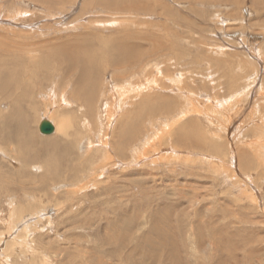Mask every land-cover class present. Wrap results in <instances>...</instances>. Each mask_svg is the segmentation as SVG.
Masks as SVG:
<instances>
[{
  "label": "rangeland",
  "instance_id": "rangeland-1",
  "mask_svg": "<svg viewBox=\"0 0 264 264\" xmlns=\"http://www.w3.org/2000/svg\"><path fill=\"white\" fill-rule=\"evenodd\" d=\"M103 1L133 4L0 0V264H148L176 220L194 231L193 264H264V0H137L153 13L131 15L97 11ZM128 34V74L100 55L92 95L77 90L78 64L49 57ZM121 88L132 97L106 123ZM41 120L65 131L42 135Z\"/></svg>",
  "mask_w": 264,
  "mask_h": 264
},
{
  "label": "bare ground",
  "instance_id": "bare-ground-1",
  "mask_svg": "<svg viewBox=\"0 0 264 264\" xmlns=\"http://www.w3.org/2000/svg\"><path fill=\"white\" fill-rule=\"evenodd\" d=\"M58 1V0H57ZM154 2V1H153ZM133 4H131V5H129L128 6V3H126L125 5H127V6H122L121 7V5H120V7H118V6H116V5H113V4H110V3H108L107 1H103V2H101L100 3V5H97L98 7H95V6H93L97 11H99V12H101V13H103V12H106V13H109V14H113V15H120V14H124L123 12L125 11V12H127V13H130V15L131 14H133L132 13V11H135V12H143V13H146V14H152L153 13V11L151 10V9H149V8H147L145 5H143V4H140L137 0H133V2H132ZM131 6H136L137 8H135V10H133V9H131L130 7ZM88 7V6H87ZM86 7V8H87ZM154 15V14H153ZM110 24V23H109ZM113 25V24H112ZM131 37H130V35L128 34V39H112L110 42H109V46L111 47V48H105V51H104V53H101V51L100 50H92V51H90V52H87V51H85L84 49H82V48H80V47H78V51H71V52H63V53H60V54H58V55H56L55 53H54V51H51L50 53H49V57H52L53 59H55V58H57L58 59V56H61L62 58H63V62H64V65H65V68H66V70H67V64L69 65L70 63H76V67H79L78 68V72L81 74L80 75V77H79V79H78V83L76 84V86H78L77 87V90H78V92L80 93L81 91H86V90H88L87 91V94H89V95H92L93 94V92H91L93 89H92V85H91V82H93L92 81V79H93V76L95 75V76H99V72H98V69H97V66H99L100 64H102V59H101V57H100V55H102L103 54V57H104V60H106L107 58H109L110 59V65H109V68H111L114 72H117L118 70H119V72H121L124 76L126 75V74H128V68H130V67H128V47L130 46V42H131ZM98 43H102V40L100 39V41L98 42ZM131 47V46H130ZM22 54V53H21ZM18 56V55H17ZM17 60V59H16ZM31 60V59H30ZM1 61V60H0ZM100 61V62H99ZM45 64H48L47 62H44ZM132 63V62H131ZM134 63V62H133ZM106 65V64H105ZM71 66V65H70ZM35 67V66H34ZM132 67V66H131ZM12 68V67H11ZM72 68H74V67H72ZM74 69H76V68H74ZM69 71H71L70 69H68ZM159 70V69H158ZM40 72V71H39ZM160 72V71H159ZM65 73V72H64ZM15 75V74H14ZM121 75V74H120ZM77 78V77H76ZM144 80H145V78H144ZM147 80V79H146ZM151 80V79H150ZM149 80V81H150ZM158 80V79H157ZM173 80V79H172ZM1 81V80H0ZM122 81V82H121ZM121 81H119L120 83H125L126 82V80H121ZM177 81V80H176ZM179 81V80H178ZM153 82V81H152ZM76 83V82H75ZM145 83H147L146 81H145ZM149 83V82H148ZM173 83H174V81H173ZM172 82H171V84H173ZM130 84H131V82H130ZM153 85V86H155V83H150L149 85ZM113 84L111 83L110 84V86H112ZM126 84H124V86H125ZM119 86V85H118ZM121 86V85H120ZM119 86V87H120ZM141 86V85H140ZM144 86V85H143ZM63 87V85L62 86H57V85H55L54 87H52L51 89L49 88L48 89V86H46V85H42V86H40V89H38L40 92H45V91H49L51 94H54L55 92H60V89ZM71 87V86H70ZM118 87V88H119ZM129 87V86H128ZM133 87H134V85H133ZM135 87H137V86H135ZM148 87V86H147ZM29 88V87H28ZM125 88V87H124ZM124 88L120 91V93L121 94H123V95H121L120 93H117L116 91H115V89H114V91H111L112 92V95L110 96V99H111V104L109 105V107H108V109H107V112H106V117H105V119H106V123L107 122H109L110 124H111V121H112V119L114 118V116H115V114L117 115L118 113H116V111H117V107L118 106H120V107H123V105H124V101L125 100H127L126 99V97H128V96H131V95H128V94H130V93H128L126 90H124ZM143 88V87H142ZM145 88V87H144ZM65 89H68V87H66ZM132 89V88H131ZM6 90H8V89H6ZM55 90V91H54ZM77 90H76V92H77ZM130 90V89H129ZM143 90V89H142ZM100 91V90H99ZM133 90H131V92H132ZM137 91V90H136ZM139 91V90H138ZM138 91H137V93H138ZM141 91V90H140ZM147 91V90H146ZM8 92V91H7ZM110 92V93H111ZM128 93V94H125V93ZM130 92V91H129ZM24 95V97H27L28 98V95L26 94V92H22ZM107 93H109V90H108V92ZM145 93V92H144ZM67 92L64 90V92H62V94L60 95V98L61 99H67ZM132 94V93H131ZM135 94V93H134ZM139 94H140V92H139ZM148 94V93H147ZM66 95V96H65ZM142 95V94H141ZM115 96V97H114ZM139 96V95H138ZM80 97V96H79ZM132 97V96H131ZM130 97V98H131ZM133 97H135V96H133ZM10 98V97H9ZM19 99H23V97H19L18 98V100ZM51 99V98H50ZM135 99H136V97H135ZM9 100V99H8ZM139 100V99H138ZM136 101H137V99H136ZM78 102V101H77ZM127 102V101H126ZM15 103H17L16 101H15ZM14 103V104H15ZM19 104V103H18ZM23 104H25V103H23ZM77 104V103H76ZM160 104V103H159ZM17 105V104H16ZM18 107V106H17ZM86 107V106H85ZM142 108V107H141ZM163 108V107H162ZM89 109V108H88ZM150 109V108H149ZM161 109V108H160ZM18 110H19V108H18ZM113 110H114V112H113ZM118 110H120V109H118ZM138 110V109H137ZM76 111H78V110H76ZM122 111H123V109H122ZM147 111V110H146ZM150 111V110H149ZM25 112H26V110H25ZM129 112V111H128ZM160 112H161V110H160ZM183 114V113H182ZM25 115V114H24ZM75 115V114H74ZM80 115H82V114H80ZM127 115V114H126ZM178 115V114H177ZM176 115V116H177ZM105 116V115H104ZM179 116V115H178ZM22 117V116H21ZM21 117L20 116H18V115H16V117L14 118V122L16 123V125H17V127H22V131L23 132H25L28 128H27V123H26V119L24 120V119H21ZM82 117V116H81ZM11 118V117H10ZM91 118V117H90ZM96 118V117H95ZM178 118V117H177ZM80 119V118H79ZM83 119V118H82ZM92 119V118H91ZM104 119V120H105ZM115 119V118H114ZM172 119V118H171ZM22 120H24L23 122H22ZM57 120V119H56ZM261 120H264V119H262L261 118ZM42 121V120H41ZM41 121H39V122H37L38 124H37V127H38V125H39V123L41 122ZM48 123H50L51 125H52V123L50 122V121H48V120H46ZM70 121V120H69ZM67 122V121H66ZM72 122H73V120H72ZM80 122H82V121H80ZM263 122V121H262ZM61 124H56L55 126H53L52 125V127H53V132H52V134L54 133V131L55 132H60L61 130H63V131H65V127H64V125L65 124H63V122H60ZM79 123V122H78ZM97 123V122H96ZM127 123H128V121H127ZM80 124V123H79ZM113 124V123H112ZM172 124V123H171ZM176 124H177V122H176ZM175 125V124H174ZM264 125V124H263ZM78 126V125H77ZM81 126V125H80ZM79 126V127H80ZM126 126V125H125ZM262 127V126H261ZM78 128V127H77ZM170 128H172V127H170ZM179 128V127H178ZM72 129V128H71ZM71 129L69 130V131H71ZM76 129V128H75ZM254 129V128H253ZM258 129V128H257ZM186 130V129H185ZM74 131V130H73ZM125 131H126V129L124 130L123 129V134L125 135ZM180 131V130H179ZM165 132V131H164ZM257 132V131H256ZM264 132V131H263ZM2 133V132H1ZM70 134V132H66V134ZM78 133V132H77ZM79 133H80V131H79ZM228 133V132H227ZM261 133V132H260ZM52 134H50V135H52ZM62 134V133H61ZM164 134V133H163ZM167 134H168V132H167ZM259 134V133H258ZM58 135V134H57ZM63 135V134H62ZM77 135V134H76ZM165 135V134H164ZM262 135V134H261ZM21 136V135H20ZM28 136V135H27ZM45 136H48V135H45ZM160 136V135H159ZM30 137V136H29ZM78 137V136H77ZM65 138V137H64ZM63 138V139H64ZM163 138V137H162ZM258 138V137H257ZM262 138H264V136L262 137ZM27 139V138H26ZM25 139V140H26ZM62 139V140H63ZM29 140V139H28ZM31 140L32 139H30V142H31ZM51 140V139H50ZM58 140V139H57ZM71 140H73L72 138H71ZM71 140H69V138H68V140L67 141H71ZM16 141V140H15ZM47 141H49V140H47ZM64 141V140H63ZM67 141L65 142V143H67ZM78 141V140H77ZM199 141V140H198ZM201 141V140H200ZM6 142V141H5ZM29 142V141H28ZM42 142V141H41ZM72 142V141H71ZM70 142V143H71ZM74 142V141H73ZM195 142V141H194ZM193 142V143H194ZM7 143V142H6ZM45 143V142H44ZM48 143V142H47ZM53 143V142H52ZM69 143V144H70ZM77 143V142H76ZM79 143V142H78ZM192 143V144H193ZM197 143V142H196ZM203 143H204V141H203ZM203 143H202V145H203ZM263 143H264V141H263ZM38 144V143H37ZM49 144V143H48ZM64 144V142L62 143V145ZM72 144V143H71ZM70 144V145H71ZM187 144H188V142H187ZM205 144V143H204ZM26 145V144H25ZM62 145H60L61 147H62ZM65 146H68V145H66V144H64ZM69 145V146H70ZM74 145V144H73ZM107 145V144H106ZM154 145V144H153ZM198 145V144H197ZM17 146V145H16ZM32 146V145H31ZM58 146V145H57ZM75 146H77V144L75 145ZM108 146V145H107ZM258 146V145H257ZM23 147V146H22ZM28 147V146H27ZM30 147V146H29ZM40 147V145L38 146V148ZM44 147V146H43ZM59 147V146H58ZM60 147V148H61ZM64 147V146H63ZM259 147V146H258ZM18 148V147H17ZM31 148V147H30ZM33 148H34V146H33ZM37 148V147H36ZM37 148V149H38ZM42 148V147H41ZM41 148H40V151H41ZM59 148V149H60ZM84 148V147H83ZM109 148V147H108ZM107 148V149H108ZM16 149V148H15ZM25 149V148H24ZM47 153H48V150L46 149V148H43ZM62 149V148H61ZM75 149V148H74ZM84 149H86V148H84ZM17 150V149H16ZM19 150V149H18ZM76 150V149H75ZM109 150V149H108ZM241 150V149H240ZM23 151H25V150H23ZM44 151V152H45ZM63 151V150H62ZM86 151V150H85ZM153 151V150H152ZM156 151V150H155ZM158 151V150H157ZM258 151V150H257ZM19 152H21V151H19ZM18 152V153H19ZM27 152V151H26ZM54 152H55V150H54ZM57 152V151H56ZM60 152H61V150H60ZM81 152V151H80ZM84 152V151H83ZM214 152V151H213ZM264 152V151H263ZM3 153H5V152H3ZM17 153V152H16ZM53 153V152H52ZM79 153V152H78ZM25 154V153H24ZM44 154V153H43ZM46 154V153H45ZM50 154V153H49ZM58 154V153H57ZM65 154V153H64ZM80 154V153H79ZM5 155V154H4ZM7 156L9 155V154H6ZM5 155V156H6ZM21 155V154H20ZM46 155H48V154H46ZM18 156V155H17ZM16 156V157H17ZM24 156V155H23ZM8 157H10V156H8ZM25 157V156H24ZM39 157V156H38ZM37 157V158H38ZM42 157V156H41ZM47 157V156H46ZM51 157V155L49 156V158ZM264 157V156H263ZM11 158V157H10ZM19 158H21V157H19ZM26 158V157H25ZM45 157L43 156V159H44ZM41 160H43L42 158H40ZM48 159V158H47ZM47 159H45V160H43V161H46ZM61 159V158H60ZM63 159H65V158H63ZM163 159V158H162ZM264 159V158H263ZM38 160V159H37ZM49 160V159H48ZM52 160H53V155H52ZM101 160V159H100ZM161 160V159H160ZM42 161V163H44ZM50 161V160H49ZM54 161V160H53ZM60 161V160H59ZM77 161H78V159H77ZM47 162V161H46ZM45 162V163H46ZM52 162V161H51ZM151 162H153V161H151ZM61 163V162H60ZM66 163V162H65ZM103 163H105V161H103ZM102 163V164H103ZM47 164V163H46ZM107 164V163H106ZM45 165V164H44ZM43 165V166H44ZM72 166V165H71ZM74 166V165H73ZM75 167V166H74ZM79 167V166H78ZM104 167H106V166H104ZM76 170V169H75ZM97 170V169H96ZM74 171V170H73ZM91 171H93V170H91ZM95 171V170H94ZM93 171V172H94ZM93 172H91V173H93ZM90 173V174H91ZM1 174V173H0ZM95 174V173H94ZM94 176V175H93ZM93 178V177H92ZM96 180V179H95ZM172 208V207H171ZM159 209H161V208H159ZM159 209H157V210H159ZM163 209V208H162ZM165 209H168V208H164L163 209V211L165 210ZM177 210V209H176ZM195 210V209H194ZM160 211V210H159ZM192 211V210H191ZM173 212V211H172ZM179 212V211H178ZM108 213V212H107ZM168 213V212H167ZM167 213H166V215H167ZM180 213V212H179ZM157 214H160L159 212L157 213ZM162 214H163V212H162ZM171 214V213H170ZM192 214V213H191ZM9 215V214H8ZM7 215V216H8ZM163 216V215H162ZM45 217V216H44ZM155 217V216H154ZM164 218H166L167 216H163ZM155 218H158V217H155ZM171 218H172V215H171ZM159 219H160V217H159ZM169 220H172V219H170L169 218ZM13 221H14V219H13ZM128 221V220H127ZM175 221V220H174ZM159 223L161 222V221H158ZM180 222V220H176V222L175 223H172L171 224V221H168V222H166V224L164 225V226H162V227H165V228H163V230H162V232H160V235L162 236V237H164L165 239H166V241L165 240H163V242L165 241V244H162L161 242V244L158 242V244L156 245L158 248H154V250L155 251H157V252H161L160 253V255H158V254H156V255H154V256H151V254H145V255H147V258L145 259V261L147 260V262H148V264H152L150 261H152V260H156L157 262H158V264H193L192 263V261H191V259L192 258H196V254L197 253H199V252H196V250H197V244L195 243V245L196 246H194V247H191V246H188V244L185 242V238L188 236V235H190V233H191V235H193L194 234V231L193 230H191L192 228L189 226V229L188 228H186L185 226V228H183L182 226H181V224L182 223H179ZM14 223V222H13ZM117 223V222H116ZM115 223V224H116ZM118 224V225H117ZM116 225L117 226H119L120 224L119 223H117ZM172 225L169 229H168V227H169V225ZM114 225V224H113ZM122 225H124V224H122ZM128 225V224H127ZM126 225V226H127ZM109 226H111V224H109V225H107L106 226V228H108ZM125 226V225H124ZM140 226V225H139ZM114 227V226H113ZM116 227V226H115ZM99 228V227H98ZM112 228V227H111ZM144 228V227H143ZM115 229V228H114ZM161 229V228H160ZM108 230V229H107ZM106 230V231H107ZM116 230V229H115ZM142 230V229H141ZM140 230V231H141ZM103 231V230H102ZM101 231V232H102ZM130 231V230H129ZM134 231V230H133ZM136 231V230H135ZM137 231H139L138 229H137ZM156 231H158V230H156ZM184 231V234H182V232ZM221 231V230H220ZM220 231L218 232L219 233V236H221L222 234H220ZM105 232V231H104ZM132 232V231H131ZM145 232H147V231H145ZM145 232H144V234H145ZM154 232V231H153ZM218 233H217V235H218ZM221 233H222V231H221ZM100 234V233H99ZM137 234H138V232H137ZM147 234V233H146ZM106 235V234H105ZM117 235V234H116ZM144 236L143 234H140V236ZM215 235H216V233H215ZM103 236V235H102ZM141 236V237H142ZM212 236V235H211ZM111 237V236H110ZM123 237V238H122ZM121 237V239L119 240V245L120 246H122L123 248L122 249H128V236L127 235H123ZM150 237V236H149ZM202 237H204V235L202 234ZM140 238V237H139ZM213 238V237H212ZM221 238V237H220ZM220 238H218L219 240V242L221 241V239ZM104 238H102V240H103ZM143 239H145V241H144V246H142L143 247V250L145 249V247L146 246H150L152 243H151V241H149L148 240V238L147 237H143ZM142 239V240H143ZM150 239V238H149ZM215 239V238H214ZM7 240V239H6ZM106 240V239H105ZM116 240H118V239H116ZM154 240V239H153ZM157 240V239H156ZM195 240L197 241V238L195 237ZM9 241V240H8ZM107 241V240H106ZM161 241H162V238H161ZM18 242V241H17ZM113 242H114V240H113ZM216 242V241H215ZM110 243V242H109ZM109 243H107V244H109ZM6 244V243H5ZM9 244V243H8ZM113 245V244H112ZM220 245V244H219ZM218 245V246H219ZM141 246V245H140ZM151 246H155V245H151ZM137 248V247H136ZM18 249V248H17ZM16 249V250H17ZM142 249V248H141ZM148 249V248H147ZM140 250V249H139ZM13 251V250H12ZM145 251V250H144ZM197 251H199V250H197ZM111 252V251H110ZM140 252V251H139ZM149 252H150V250H149ZM113 253V252H112ZM1 254V253H0ZM140 254V253H139ZM21 256V255H20ZM143 256L144 255H142V259H144L143 258ZM121 257H124V256H121ZM145 257V256H144ZM31 258V257H30ZM35 258V257H34ZM37 258V257H36ZM39 258V257H38ZM37 258V259H38ZM4 259V258H3ZM49 259V258H48ZM35 260V259H34ZM31 261H33L32 259H31ZM39 261H40V259H39ZM42 261H44V260H42ZM42 261H41V264H42ZM142 261V260H141ZM144 261V262H145ZM1 262V261H0ZM48 262V261H47ZM3 263V262H2ZM34 263H36V260H35V262ZM134 263V262H133ZM40 264V263H39ZM157 264V263H156Z\"/></svg>",
  "mask_w": 264,
  "mask_h": 264
},
{
  "label": "water",
  "instance_id": "water-1",
  "mask_svg": "<svg viewBox=\"0 0 264 264\" xmlns=\"http://www.w3.org/2000/svg\"><path fill=\"white\" fill-rule=\"evenodd\" d=\"M38 131L42 135H50L53 132V127L46 120H42L38 125Z\"/></svg>",
  "mask_w": 264,
  "mask_h": 264
}]
</instances>
